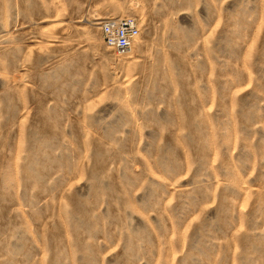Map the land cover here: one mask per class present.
Returning a JSON list of instances; mask_svg holds the SVG:
<instances>
[{
    "label": "rangeland",
    "instance_id": "374dc122",
    "mask_svg": "<svg viewBox=\"0 0 264 264\" xmlns=\"http://www.w3.org/2000/svg\"><path fill=\"white\" fill-rule=\"evenodd\" d=\"M0 264H264V0H0Z\"/></svg>",
    "mask_w": 264,
    "mask_h": 264
},
{
    "label": "built area",
    "instance_id": "2783aa9c",
    "mask_svg": "<svg viewBox=\"0 0 264 264\" xmlns=\"http://www.w3.org/2000/svg\"><path fill=\"white\" fill-rule=\"evenodd\" d=\"M103 44L117 53H125L139 35V27L132 18L108 19L99 25Z\"/></svg>",
    "mask_w": 264,
    "mask_h": 264
},
{
    "label": "bare ground",
    "instance_id": "6f19581e",
    "mask_svg": "<svg viewBox=\"0 0 264 264\" xmlns=\"http://www.w3.org/2000/svg\"><path fill=\"white\" fill-rule=\"evenodd\" d=\"M98 25H99V24H98ZM98 29H99V28H98ZM137 37H138V36H137ZM137 37H136V38H137ZM136 38H135V39H136ZM135 39H134V42H135ZM134 42L131 44V47H130V48H132V47H133V45H134ZM130 50H131V49H130ZM130 50H129V51H130ZM119 55H122V54H119ZM123 56H124V55H123Z\"/></svg>",
    "mask_w": 264,
    "mask_h": 264
}]
</instances>
